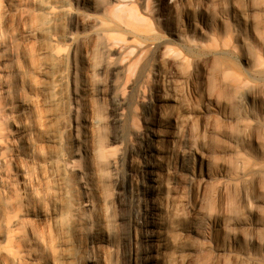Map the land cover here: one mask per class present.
<instances>
[{"label": "rangeland", "instance_id": "374dc122", "mask_svg": "<svg viewBox=\"0 0 264 264\" xmlns=\"http://www.w3.org/2000/svg\"><path fill=\"white\" fill-rule=\"evenodd\" d=\"M65 2L52 29L65 58L26 61L49 44L45 18L37 0H0V79L17 84L0 140L22 200L14 228L43 234V263L264 264V0ZM7 55L23 75L9 65L5 76ZM59 71L63 100L52 104ZM24 102L35 121L20 115ZM59 152L75 162L64 187ZM4 173L0 164V248Z\"/></svg>", "mask_w": 264, "mask_h": 264}, {"label": "bare ground", "instance_id": "6f19581e", "mask_svg": "<svg viewBox=\"0 0 264 264\" xmlns=\"http://www.w3.org/2000/svg\"><path fill=\"white\" fill-rule=\"evenodd\" d=\"M39 5V10L42 12V15L45 18V22L42 25L40 32L44 34L49 44L47 46H41L39 49H36V52L29 55L25 54L26 61L33 60L34 56L38 57H51L52 60H63L65 58V54L63 52V47L61 41L58 36L52 33V29L55 23L56 15L58 12H63L67 9V4L65 0H37ZM29 42V40H28ZM8 56V55H7ZM6 58V66L7 71H5V76L8 77L10 75V71L8 69L9 65H12L15 68V73L17 75H23L24 70H22L21 66H18L17 63L9 58ZM30 58V59H29ZM4 62V65H5ZM52 64L47 63L46 67L40 68V73L45 74L46 69L49 68ZM35 76V75H34ZM67 81V76L63 71H59L52 76L51 83V103L58 104L61 99L60 94L65 86ZM16 89L17 84H13L9 82L7 78L0 79V140L3 141L6 138V126L4 125V117H9V111H11L10 115H14L13 110L7 107L6 100L11 97L12 90ZM49 92V91H48ZM248 93V90H247ZM46 99V98H45ZM26 106V109L20 111V115L27 121L33 119L34 121L38 118L37 111L35 109V102L23 103ZM25 108V107H24ZM80 118L77 117L73 126L71 127L73 131L81 134V122ZM13 125L18 127V131L22 138L28 137L32 129L27 124V122H22L17 125L13 121ZM69 129V128H68ZM174 132L171 130H164L161 133V136L158 140V149L162 151V153L169 152V148L173 143ZM56 141H58L56 139ZM81 146H84V141H80ZM95 149V148H93ZM3 154V153H2ZM0 150V164L5 167V177L3 178L4 186L6 187L8 193L11 195V212L7 216V224H6V233L4 234V238L7 239L8 244L5 247L0 248V264H6L7 259L12 258L16 264H53V263H43L42 262V250L49 247V242L43 236V234L39 233L34 228H29L27 232H22L21 230H16L13 225H19L21 222V205L22 200L19 196L15 194V182L11 175H9V169L7 167L6 161L3 159ZM20 158L21 154L18 155ZM154 158L157 160H163V154L157 153L154 155ZM56 166L62 171L57 177V181L64 187V173L70 170H74V161L70 156H67L61 152L58 153L57 156L54 157L53 161ZM254 181H248L247 185H251ZM245 201H247V195H244ZM83 203H76L72 206V213L76 218L81 219ZM88 206V205H86ZM47 215L45 213H41L40 217L45 218ZM69 258H66V263L71 264ZM79 264V263H78Z\"/></svg>", "mask_w": 264, "mask_h": 264}]
</instances>
